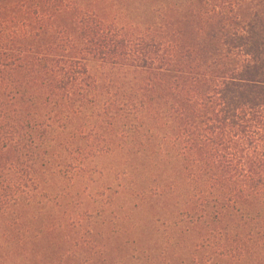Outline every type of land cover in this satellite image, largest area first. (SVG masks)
Wrapping results in <instances>:
<instances>
[{"label":"trees","instance_id":"16d2710c","mask_svg":"<svg viewBox=\"0 0 264 264\" xmlns=\"http://www.w3.org/2000/svg\"><path fill=\"white\" fill-rule=\"evenodd\" d=\"M99 1L0 0L6 264H264V0Z\"/></svg>","mask_w":264,"mask_h":264},{"label":"rangeland","instance_id":"374dc122","mask_svg":"<svg viewBox=\"0 0 264 264\" xmlns=\"http://www.w3.org/2000/svg\"><path fill=\"white\" fill-rule=\"evenodd\" d=\"M75 1L79 2L80 4H82V2H92V3L95 2V0H75ZM170 1L179 3L180 0H103V1L101 0L99 1L101 2L99 6L104 8V10H110L116 13L118 17L123 18V20L131 21L133 23L137 22L143 26L144 24H147L148 22L151 21V18H153V14L155 10L157 11V13H155L156 16H159L161 10L160 9L157 10L156 7H158L161 2L165 3ZM162 12H164V10H162ZM88 64L91 73L96 74L98 70L97 62L91 60L89 61ZM113 162H114L113 158L105 157L101 159L98 163H96L97 165L95 166L111 165ZM79 186L82 187V184L80 182H79ZM121 205L122 203L119 202L120 207ZM113 209L116 212L115 207ZM99 241L100 240L98 239L92 243L97 245ZM105 256H106V261L109 264H113L115 259L114 253L108 252L105 254ZM95 260H96L95 264H98L97 258ZM5 261L6 260L4 259V257L0 254V264H6ZM23 263L32 264L31 256H29L27 260H25V262ZM20 264H22V262Z\"/></svg>","mask_w":264,"mask_h":264}]
</instances>
